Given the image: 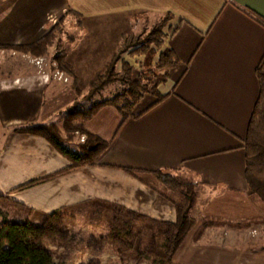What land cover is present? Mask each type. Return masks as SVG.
<instances>
[{"label": "crops", "instance_id": "0c3cea01", "mask_svg": "<svg viewBox=\"0 0 264 264\" xmlns=\"http://www.w3.org/2000/svg\"><path fill=\"white\" fill-rule=\"evenodd\" d=\"M165 16L170 20L160 53L172 52L178 65L158 86L164 99L137 119L123 120L115 108L105 106L84 124L109 145L94 165L16 191L54 176L69 163L43 138L13 130L61 126L72 109L87 110L78 108L85 101L83 89L120 50L137 54L141 22ZM60 18L72 26L68 48L79 45L80 55L67 53L65 62L78 76L81 96L70 84L46 82L31 66L23 75L0 77V202L14 213L9 218L4 211L8 221L26 220L24 215L13 219L15 207L18 213L44 215L97 202L172 225L177 199L167 195L181 189L180 196L185 184L195 190L199 205L193 212L198 213L196 229L182 245L203 243L211 250L210 245L225 244L228 252L222 259L246 257L232 247L242 237L264 238V202L247 194L242 149L259 96L255 70L264 60V0H0V46L32 45ZM159 173L179 179L181 185L162 183ZM152 180L165 186V193ZM246 213L253 215L243 219ZM203 217L261 222L241 231L209 228L199 236ZM180 253L181 247L176 256ZM248 254L254 255V264H264V247Z\"/></svg>", "mask_w": 264, "mask_h": 264}, {"label": "trees", "instance_id": "16d2710c", "mask_svg": "<svg viewBox=\"0 0 264 264\" xmlns=\"http://www.w3.org/2000/svg\"><path fill=\"white\" fill-rule=\"evenodd\" d=\"M68 14L79 18V15L69 11ZM170 16H165L164 20L142 39L138 48V55H149L156 58L154 70L158 72H169L178 65V60L172 52H161L164 40L167 34L163 32ZM63 18L51 27L49 32L39 41L27 46H0V50L14 51L20 54H26L33 57H45L49 49L53 46V41L60 28ZM260 22V21H258ZM261 23V22H260ZM121 52V51H120ZM119 53V52H118ZM60 71L71 78L70 88L76 96H81L78 89V76L76 72L65 62L64 55H57L54 58ZM115 56L105 71L96 76L88 84V94L86 97L100 93L109 85L120 83L122 89L119 93L108 100L93 103L87 110L72 109L66 116L61 126L54 123L46 125H34L20 127L13 130L17 134H27L43 138L55 150H57L69 163V166L54 176L34 180L19 188L16 191L25 190L37 185L44 184L54 177L66 175L75 172L81 168L92 166L97 159L108 149V143L97 136L89 133L85 128V122L94 118L98 112L105 106L115 108L123 120L128 118L137 119L146 111L160 103L164 96L158 91L159 81L154 79L155 71L151 68L149 72L140 73L136 79H132V67L129 64H122L121 72L116 71L117 64ZM259 85V96L254 104L253 111L247 126L245 138L243 140L244 152V178L247 185V194L254 196L264 202V60L255 70ZM150 96L155 101L146 110L141 113L133 114L134 109L141 103L144 97ZM78 136H85L83 143H78ZM68 145L73 146L69 148ZM138 176L136 173H131ZM160 181L166 185H181L180 182L168 174L159 173ZM199 200L195 190L190 186L183 184V191L174 203L175 222L167 225L170 229L167 236L154 234V238L162 237V248L159 254L146 256L151 258L152 264H171L174 256L179 251L184 240L196 229L197 221L192 213L198 209ZM63 209L42 215L43 224L36 226L30 221L22 222L3 221L0 226V264H57L50 254L36 245L35 239L44 224L53 219L62 217ZM260 219L243 220L237 223H226L218 218L203 217L201 225L197 229L198 235L209 228L228 226L232 229L241 231L248 229L252 225L260 223ZM199 235V236H200Z\"/></svg>", "mask_w": 264, "mask_h": 264}, {"label": "rangeland", "instance_id": "374dc122", "mask_svg": "<svg viewBox=\"0 0 264 264\" xmlns=\"http://www.w3.org/2000/svg\"><path fill=\"white\" fill-rule=\"evenodd\" d=\"M163 20L164 18L155 22H141L137 31L138 35L136 40L141 41L146 38L157 24ZM64 21L65 18H63L60 32L55 36L53 46L49 49L48 55L45 57H33L14 51L0 50V61L5 60L10 62L8 64H0V77L13 78L23 75L26 72L24 68L31 66L33 67L32 70H36V75L41 78L44 73L48 74L50 79L47 82L54 80L63 85H71L69 76L59 70L56 61L53 59L55 56L61 54L66 57L67 53L74 57L80 55L79 45L68 48V40L72 38L71 35L73 31H70L72 28L71 24L68 23V21ZM67 50H69V52H67ZM120 51L121 52L114 55V57L116 56L118 59L117 64H115L117 72H121L122 64H129L133 69L132 79L135 80L140 73L149 72L150 68L151 70L155 69L154 64L157 61V57L151 58L146 54L139 56H137L138 54L135 56L134 54L130 55L125 51V48ZM39 58L45 60L43 71H40L33 63L34 59ZM56 70L59 71L62 79L58 80V78H53V74ZM28 72L29 71H27V73ZM166 73L163 75L164 72L155 71L154 79L161 83L165 79ZM64 78H66L68 82H64ZM84 89L83 91L86 93L83 99H85V101H81L78 104V108L82 110L88 109L93 103L110 99L121 91L122 84L115 83L109 85L100 93L92 96L91 99L86 97L88 94V87ZM144 98L145 100L143 103L140 107L135 108L133 113H138L151 103V101H154L150 96ZM81 137L86 139L85 136H78V143H81ZM68 147L75 149L71 145H68ZM151 183L156 185L162 193H165V186L163 187L159 182L156 183L154 180H152ZM180 190L181 189H179V191ZM179 191L169 190V195L167 196L175 200L179 196ZM180 193H182V191ZM202 201H204L203 197ZM12 209L16 210L17 213H15L13 219H22L24 215L26 220L36 226L43 224L42 214L28 211H24V213L22 210L18 213L17 207ZM256 210L261 212V209ZM4 211L10 213V215L7 214L9 218L14 214L8 204L0 202V222L8 221V217ZM62 214L60 218L47 221L44 224V228L39 231L35 239L36 245L50 254L57 264H152V256L151 258H147L146 256L159 254L161 252L162 237L167 236V233L170 231V229L167 228L168 224L166 226H161L159 223L153 222L152 220L150 221V219H146L138 214L127 213L120 208H114L97 202L63 209ZM252 215L251 213H246L243 219H250ZM192 216L194 218L198 217V213H193ZM196 221L198 223V220ZM154 234H158L162 237L154 238ZM243 239L242 237L239 246L232 247V251L238 252L237 254L243 252L247 255L246 257L241 256L239 258L222 259L220 256L224 255V252L226 254L228 252L226 251L227 248L225 244H220L218 246L210 245L213 249L207 250V245L200 243V245H194L195 249H192L194 246H190L188 241L185 245L181 246V253L177 256L175 255L171 264H254V255L248 253L256 252L264 247V238L257 237L250 239V237H248L247 241ZM231 255L233 256L234 254L232 253Z\"/></svg>", "mask_w": 264, "mask_h": 264}, {"label": "built area", "instance_id": "2783aa9c", "mask_svg": "<svg viewBox=\"0 0 264 264\" xmlns=\"http://www.w3.org/2000/svg\"><path fill=\"white\" fill-rule=\"evenodd\" d=\"M34 65L40 69V71H43V66L45 65V60H43L42 58H39V59H34L33 61ZM42 78L45 79V81H49L50 79V76L46 73H44L42 75ZM53 78H58V80L62 79V76L60 75L59 71H55L54 74H53ZM64 82H67V79L64 78L63 79ZM85 141V139L83 137L80 138V142L83 143Z\"/></svg>", "mask_w": 264, "mask_h": 264}]
</instances>
